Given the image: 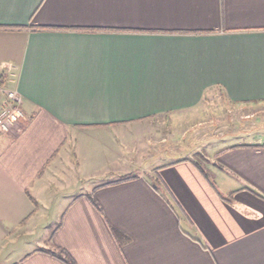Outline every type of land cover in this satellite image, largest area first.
Listing matches in <instances>:
<instances>
[{
  "label": "crops",
  "instance_id": "crops-1",
  "mask_svg": "<svg viewBox=\"0 0 264 264\" xmlns=\"http://www.w3.org/2000/svg\"><path fill=\"white\" fill-rule=\"evenodd\" d=\"M0 82L24 114L0 134L5 264H264V140L210 142L214 186L190 149L122 158L137 177L89 192L83 142L208 96L264 102V0H0ZM60 205L46 246H14Z\"/></svg>",
  "mask_w": 264,
  "mask_h": 264
},
{
  "label": "rangeland",
  "instance_id": "rangeland-1",
  "mask_svg": "<svg viewBox=\"0 0 264 264\" xmlns=\"http://www.w3.org/2000/svg\"><path fill=\"white\" fill-rule=\"evenodd\" d=\"M101 131H95L98 133L96 137L91 135L83 141L87 162L85 172H92V177L86 181L88 192L101 183L118 179L121 175L115 172V166L124 168L125 160L122 158L129 163L135 159L136 165L143 163L145 167L151 160L154 163L158 160L168 162L193 149L196 152L192 156L207 168L212 150H218L224 144L247 142L254 137L264 140V102L236 106L217 96H208L190 110L154 116L131 125ZM212 141L215 143L211 148L209 143ZM207 148H211L208 151L210 155L206 152ZM114 155L119 159H113ZM73 157L70 166L75 163ZM62 171L57 174L63 179L64 186L76 179L77 171L73 168ZM211 177L214 179L213 175ZM48 195L56 201L55 205L63 200L53 189ZM64 209V205L54 207L50 215L43 210L40 219L34 220L39 222L32 224L34 227L37 224L38 229L32 233L23 231L21 242L14 246L17 245L23 252L46 246L48 242L44 240L56 229ZM6 254H1L0 264H5Z\"/></svg>",
  "mask_w": 264,
  "mask_h": 264
},
{
  "label": "built area",
  "instance_id": "built-area-1",
  "mask_svg": "<svg viewBox=\"0 0 264 264\" xmlns=\"http://www.w3.org/2000/svg\"><path fill=\"white\" fill-rule=\"evenodd\" d=\"M0 95L3 97L0 104V133H6L24 119L22 97L16 90L3 86L1 82Z\"/></svg>",
  "mask_w": 264,
  "mask_h": 264
},
{
  "label": "trees",
  "instance_id": "trees-1",
  "mask_svg": "<svg viewBox=\"0 0 264 264\" xmlns=\"http://www.w3.org/2000/svg\"><path fill=\"white\" fill-rule=\"evenodd\" d=\"M191 161L196 166V168L199 170V172L209 181L210 185L214 186V181L211 177L212 174L209 172L208 168H205L201 164V162L198 160V158L192 157ZM136 177H137V175L135 173L131 172V173L123 174V175L119 176V178L116 181H111L109 183L111 184V183H116V182L127 181L130 179H134ZM154 187H155V185H154ZM90 200L93 202L94 205H96V202L92 198H90ZM53 253H54V255H56L57 257H60V258H62L63 254H64L63 251H61V250H58L57 252H53Z\"/></svg>",
  "mask_w": 264,
  "mask_h": 264
}]
</instances>
